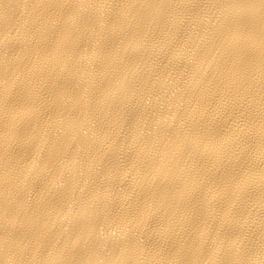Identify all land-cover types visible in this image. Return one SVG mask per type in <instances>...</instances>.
I'll return each instance as SVG.
<instances>
[{
	"label": "bare ground",
	"instance_id": "6f19581e",
	"mask_svg": "<svg viewBox=\"0 0 264 264\" xmlns=\"http://www.w3.org/2000/svg\"><path fill=\"white\" fill-rule=\"evenodd\" d=\"M0 264H264V0H0Z\"/></svg>",
	"mask_w": 264,
	"mask_h": 264
}]
</instances>
